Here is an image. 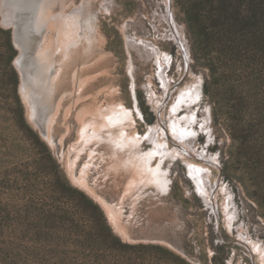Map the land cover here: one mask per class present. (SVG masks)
I'll use <instances>...</instances> for the list:
<instances>
[{
    "label": "rangeland",
    "instance_id": "374dc122",
    "mask_svg": "<svg viewBox=\"0 0 264 264\" xmlns=\"http://www.w3.org/2000/svg\"><path fill=\"white\" fill-rule=\"evenodd\" d=\"M185 1L0 0V264H264V57L245 73L228 41L197 42ZM77 7L71 42L57 15ZM174 121L197 156L140 141L165 125L174 151Z\"/></svg>",
    "mask_w": 264,
    "mask_h": 264
},
{
    "label": "trees",
    "instance_id": "16d2710c",
    "mask_svg": "<svg viewBox=\"0 0 264 264\" xmlns=\"http://www.w3.org/2000/svg\"><path fill=\"white\" fill-rule=\"evenodd\" d=\"M185 2L187 20L190 30L197 37L196 41L202 38L205 39L203 43L208 45L209 41H212L211 38L213 40L217 38L215 42H218L217 45L220 47H228V41L231 45L226 54L228 62L232 58L238 67L242 65L239 68L243 72H253L249 57L260 53L264 57V0H186ZM203 13H208L209 16H203ZM201 51L206 55L207 47L203 46ZM240 77L243 81L240 80L237 84H242L234 86L237 84L229 83L231 88L229 91L233 94L238 93L236 90L243 86L250 89L247 84L253 80L252 76Z\"/></svg>",
    "mask_w": 264,
    "mask_h": 264
},
{
    "label": "bare ground",
    "instance_id": "6f19581e",
    "mask_svg": "<svg viewBox=\"0 0 264 264\" xmlns=\"http://www.w3.org/2000/svg\"><path fill=\"white\" fill-rule=\"evenodd\" d=\"M8 1V2H7ZM3 2H5V5H7L6 7H7V11L9 12V13H11L12 15H13V13H14V11H15V9H14V6L13 5H10V2H9V0H3ZM6 2H7V4H6ZM112 2V1H111ZM110 2V3H111ZM9 4V5H8ZM108 5V4H107ZM83 6V5H82ZM116 6V5H115ZM114 6V7H115ZM84 7V6H83ZM83 7H77L76 9H74V11L71 13V14H65V13H59V15H57L56 13V15H57V18L61 21V22H63V24H64V26H65V28L66 29H68V28H71L72 30H68V31H70V32H67L66 33V31H65V33L68 35L69 33H70V35H72L71 37H72V39H71V37H68L67 35V37H68V40H70L71 42H76L77 40H78V38H80L81 36H82V34H83V32H84V30L85 29H83L82 28V22H81V16H82V13L84 12V10H85V8H84V10H83ZM120 8V7H119ZM115 9V8H114ZM118 11V10H117ZM46 12V11H45ZM44 12V13H45ZM40 13H42V12H40ZM42 15V14H41ZM39 17V16H38ZM12 16H11V21H12ZM44 18V17H43ZM47 18H48V16H47ZM45 19V18H44ZM50 19V18H49ZM58 19H56L57 21H59ZM168 20H170L169 18H168ZM167 20V21H168ZM83 21V20H82ZM56 24V23H55ZM170 25H171V27H172V30H173V34L171 35V37H172V40L173 41H175V43H177L178 45H180V47H181V49H182V47H183V51H185V53L184 54H186L187 56H189V51H188V48H187V45H186V43H185V40L183 39V36L181 35V32L177 29V28H175V26H174V23H173V21L171 20V22H170ZM58 26V25H57ZM73 27V28H72ZM74 29V30H73ZM58 33H59V31H58ZM66 36H64V37H66ZM54 38V37H53ZM65 39H67V38H65ZM67 40V41H68ZM142 41V40H141ZM71 42H69V44L70 45H72V43ZM58 43V42H57ZM57 45V44H56ZM135 47H137V48H140V49H146V48H148V47H154L152 44H151V42H144V43H140V42H138V43H135L134 42V44H133ZM66 46V45H65ZM52 48V47H51ZM56 49V48H55ZM148 50H149V48H148ZM153 50V49H152ZM182 51V50H181ZM140 53H141V51H140ZM55 54V53H54ZM148 54V53H147ZM160 56V55H159ZM158 56V57H159ZM150 57V56H149ZM152 57H153V55H152ZM162 59V58H161ZM188 59V58H187ZM167 60H169V56L167 57ZM166 72V70H165V67H164V69H163V72H162V80L164 81V84H165V98H168L169 96H170V94H171V91H174L173 90V88H172V85L171 84H169V76L165 73ZM132 80V79H131ZM85 81V80H84ZM190 92H186L185 94H183V95H181L180 96V98H179V101H178V103H176L175 105V109L173 110L174 112H176L177 110H179V109H181L185 104H186V102L188 103V101H190V100H192V98H194V97H198V95H199V92H200V89H199V85H198V83L195 85V86H193L190 90H189ZM159 104V106L161 105V103H158ZM161 107V106H160ZM117 109V108H116ZM115 114V116H117L118 118H120V119H128V118H132V116H131V114H130V112L129 111H124V110H122V111H120V112H115L114 113ZM176 115V114H175ZM180 115V114H179ZM187 117V116H186ZM107 118H108V116H107ZM188 119H190V117H187ZM181 119V118H180ZM174 120V119H173ZM177 120H179V118L177 119ZM181 120H183V118L181 119ZM180 121V120H179ZM175 122V121H174ZM184 123V122H183ZM182 123V124H183ZM189 123V122H188ZM158 124V123H157ZM156 124V125H157ZM179 124V123H178ZM176 122H175V125H176V127H173L172 126V129L170 130V132H172L173 133V136H175V137H177L178 138V140H180V142H181V144L179 143V144H177V149L176 148H174V151L172 150H170V147L168 146V144L166 143V142H163L164 144H158L159 143V141H160V138H161V140H162V135H164V139H165V135L167 134V132L169 131V130H164L165 128V125H164V127L163 126H161L160 124L159 125H157L155 128H153V129H150L147 133H146V136L144 137V136H142V137H140L139 139H140V141L141 140H143V139H148L149 141H154V143H155V145H156V150H158L159 151V153H161V151L162 152H167L168 154H178L180 151L178 150V147H182V149L186 152V155L187 156H189L190 154H192V153H189V151H188V148H189V144L191 143V142H189V141H192V139H190L189 137H187V135L188 134H185V133H183V126H180V125H178ZM185 124V123H184ZM193 124H191V126H192ZM190 126V125H189ZM169 127V126H168ZM186 130V129H185ZM187 131V130H186ZM188 133V132H187ZM95 135V134H94ZM172 135V134H171ZM194 136V135H193ZM144 137V138H143ZM191 137H192V133H191ZM139 139H137V140H139ZM145 139V140H146ZM157 139H159V141L157 140ZM166 139H168L167 137H166ZM172 139V138H171ZM139 141V142H140ZM158 141V142H157ZM171 141V140H170ZM182 152V151H181ZM180 152V153H181ZM197 152V151H196ZM158 153V152H157ZM179 153V154H180ZM197 154L198 153H195V154H192V155H196L197 156ZM164 155H165V153H164ZM181 155V154H180ZM161 156V155H160ZM153 157V156H152ZM187 158V157H186ZM202 158L203 159H205V157H203L202 156ZM205 160H207V159H205ZM140 162V161H139ZM211 162V161H210ZM141 164V163H140ZM147 164V163H146ZM150 164V163H149ZM140 166V165H139ZM190 171H191V176L193 177V179H195V181L198 183V185L200 186V188H201V190H202V192L204 193L203 195H204V197H206V196H208V198L209 197H211V192L209 191V175H208V170L207 169H205V166H202V165H200L199 167H191L190 168ZM167 187V186H166ZM212 188H213V186H212ZM211 191L213 192L214 190H212L211 189ZM210 199V198H209ZM213 199V198H212ZM105 202V201H104ZM108 208V207H107ZM111 209H109V211H110ZM215 210V209H214ZM111 212V211H110Z\"/></svg>",
    "mask_w": 264,
    "mask_h": 264
},
{
    "label": "water",
    "instance_id": "95a60500",
    "mask_svg": "<svg viewBox=\"0 0 264 264\" xmlns=\"http://www.w3.org/2000/svg\"><path fill=\"white\" fill-rule=\"evenodd\" d=\"M16 41V40H15Z\"/></svg>",
    "mask_w": 264,
    "mask_h": 264
}]
</instances>
